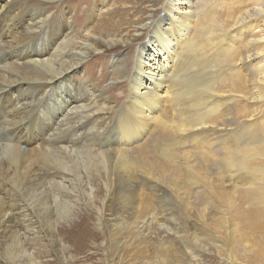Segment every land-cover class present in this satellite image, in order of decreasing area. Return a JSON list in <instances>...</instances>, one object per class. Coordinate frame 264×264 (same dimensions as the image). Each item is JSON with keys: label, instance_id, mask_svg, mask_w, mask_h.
<instances>
[{"label": "bare ground", "instance_id": "obj_1", "mask_svg": "<svg viewBox=\"0 0 264 264\" xmlns=\"http://www.w3.org/2000/svg\"><path fill=\"white\" fill-rule=\"evenodd\" d=\"M49 1L63 3L0 0V264H42L26 240L39 241L62 262L58 227L80 207L94 212L98 229L127 233L107 238L118 259L137 243L154 247L158 264L201 262L210 249L201 237L220 229L227 216L247 252L230 264H264V194L250 191V180L220 182L225 171L211 172L219 179L214 183L202 180L220 159L235 172L252 173L254 157L264 156V134L253 132L259 131L255 123L264 129V0H165L157 20L151 13L136 22L132 32L153 29L131 55L116 47L133 43L132 32L104 38L90 19L93 31L61 52L57 40L76 35V17L69 13L72 28H66L64 18L49 13ZM101 4H91L99 23L101 8H114L108 0ZM216 7L226 9L224 21L211 16ZM107 50L115 52L101 69L104 77L109 66L108 89L127 81L121 107L86 73V58ZM70 78L85 85L65 87ZM99 104L98 119L91 121V108ZM39 105L44 110L36 114ZM107 122L117 132L113 143L107 142ZM95 181L104 186L100 199ZM125 181L128 211L120 197ZM199 195L216 205L212 214L199 210ZM165 200L194 220L184 242L157 239L150 226L165 225Z\"/></svg>", "mask_w": 264, "mask_h": 264}, {"label": "rangeland", "instance_id": "obj_2", "mask_svg": "<svg viewBox=\"0 0 264 264\" xmlns=\"http://www.w3.org/2000/svg\"><path fill=\"white\" fill-rule=\"evenodd\" d=\"M102 1L103 0H63V3L60 4L56 3V1H49L48 5L51 8L49 13L53 15L54 14L58 15L59 18H64L63 21L66 28H70V27L72 28V26H70L69 24L70 16L75 15L76 17L75 25H73L76 27V35H74L73 37H67L65 39L58 38L57 40L58 42H61L63 48L61 52H63L65 47L72 46V44L75 43L77 38L87 36L89 33L93 31V29L88 26L89 19L93 24L97 23L94 25V27L96 26L95 29L97 31H103V34L105 35L104 38L115 37L116 39V38H122L127 34V32H132L134 29L136 30L140 25L139 23L136 24V22L139 20H144L146 15L153 13L154 16H156L154 17V19L156 18L157 20L158 18L157 16L164 14L163 5L165 4V0H108L109 4L113 5L112 7L114 8L110 9L111 12L110 10L109 11L103 10L105 9L106 6L101 8V11L102 12L105 11L104 12L105 14H104V19L102 20L101 23H99L97 20H93L92 18L94 15L92 6L94 3L97 2L101 4ZM235 1H241V0H235ZM220 9H222L223 13L221 12ZM225 10L226 9L224 7L222 8L216 7L215 17L214 15L211 16H213V19L216 22L224 21L225 15L227 14ZM69 13H71V15H69ZM44 16H46L45 13ZM218 19L221 21H219ZM235 21L232 20L230 23L231 24L235 23ZM201 23H203V26L205 27L204 21H202ZM151 24H153V22H151ZM211 24L212 22L209 23V25ZM53 26H55V24H53ZM150 26L140 34L139 32H132V35H135L136 37L135 41H133V43L130 44L131 46L130 45L124 46V44L118 45V47H116V50H119L117 51V53L124 51L127 48V50L129 49L128 51H131L129 53V55H131L134 52V49L136 48V44L140 43L142 40L143 41L146 40L147 38H149V36L152 35L150 31L153 29V27L152 25ZM114 53L115 52L107 50L105 53H102L103 55L102 54L90 55L88 58H86V63H85V65L87 66L86 73L87 76H89V78H91V80H93L95 83H99L101 87L107 88V90L109 91L107 93V97L112 99L117 98L118 106L121 107L125 101V95L128 92L127 81L117 80L118 78L114 77L113 80L116 79L117 84L110 86L112 88L108 89V82L110 83V77L108 76L110 74L109 66H106L105 69L106 74L104 77H102L104 71L102 73L101 70L104 69L106 62L113 58ZM187 53L188 52L183 54V56L186 55ZM211 60H212V56H209L206 64L208 65L211 62ZM127 64L128 61L127 63L124 64L125 68H123V70L125 71H128L129 69ZM197 67L200 66L198 65ZM219 71L220 72L225 71L224 65H221L219 67ZM72 81L75 84H77V82L80 83L82 82L78 80H72V78H70V82H67L65 87H68L69 84H72L73 83ZM81 84L82 86L85 85L83 83ZM177 88L179 87L177 86ZM121 91L123 92L120 93ZM100 106H102V104L92 106L91 108L92 115L90 114L92 116L91 121L98 119L97 117L99 115L98 108ZM118 109L119 108L117 109L115 108L113 110L111 116V120H113L112 122H114V119L118 114ZM40 110L43 112L44 110L43 105H39L36 108L35 113L36 114H38L39 112L42 113ZM220 113H221L220 115L223 116L224 118L225 113L222 112ZM60 121L63 122L66 120H60ZM108 123L109 122H107L106 126L107 127L109 126L108 128L110 129V131L108 129L109 132L107 131L106 133V136H108L107 142L113 143L117 138L114 137L117 136L116 135L117 132L114 133L115 130ZM34 124L38 125L37 122H35ZM256 127L257 129L259 127L258 129L259 131L255 130L253 132H257L256 134H260V135L264 134V129H261L260 126H258L255 123L254 128ZM251 138H253V136L249 134L247 139L250 140ZM255 141H257L256 138ZM3 142L4 141L0 139V144H1L0 147L2 151H3V145L5 143ZM100 147L101 149H99V151H103V149H105L104 145ZM254 147L259 148L260 145L256 144ZM250 156L253 155L251 154ZM263 157H264L263 155H256L254 157V160L252 161L253 162L252 168H256L257 171H254L252 173L251 171L241 172V173L235 172L229 168L227 161L225 159H220L211 164L210 169L202 177V180H208L210 177H212L214 183L219 179H217L215 176H211V172L225 171L227 172V175L220 177V182H224V183L232 182L234 184L237 180H240L239 182H246L250 180L254 184L249 187L250 191H255L264 194V158ZM143 183L144 182H141L139 184H143ZM98 184L100 185V192L98 193V199H100L104 194V186L100 182L95 181V185ZM146 185L147 186L145 188L150 189V187L153 186V183L151 184L147 183ZM127 189L129 192L131 191L130 186L126 185V181H125V187L122 189V192L120 194L122 201V209L124 211H128L129 206L127 205V202L131 196V194L127 191ZM197 192L201 193L200 190H198ZM205 197L206 196L199 195V198L197 200L201 201L199 205V210L203 211L205 216H208L213 213V210H215L216 205L202 203V201L205 200ZM180 198L181 196H179V199ZM170 201L173 203L172 199H170ZM162 207L166 211L165 213L166 222L165 225H163L165 229L162 227L161 224L158 223L153 224L150 223V221L147 222L150 223V226L152 227L155 236L157 237V239H166L168 237H174L178 239V242L180 243L184 242V240L187 237H189L190 234L189 228L194 224L193 218L192 217L184 218L179 213V211L176 208H174L171 205V203L167 200L162 202ZM221 210L224 211L222 208ZM123 216H126V214H124ZM221 220L223 221V223L220 229H211L210 231H205L203 236L201 237L204 241L210 244L209 254H206L204 260L201 262L199 261L200 259H197V257L192 258L190 261L191 264H230V258H234L237 262H240L242 257L247 253L243 249L244 243L240 240L239 233L231 230L232 223L227 219V216L223 217V219ZM141 226L142 225L140 224L139 227ZM185 232L187 236L183 235ZM111 234L116 235L117 237H128L126 232H121V233L119 231L112 232V229L110 228L98 229L97 226L95 225L94 212L88 208L80 207L79 209H74V213L70 221L62 222L61 225L58 227V239L60 240L63 247L62 250L59 251L58 257L59 259L63 260L62 262H60V260H56L54 258V255H52L49 252V249L47 248L42 249V247H46V246L42 244H37L39 241L32 242L31 240H26V242L28 244L29 251L35 252L36 256L38 257L37 260L41 261L42 264H107L108 262H111L112 264H158L156 259L157 251L154 249V247L152 246L144 247V245L139 246L137 243L131 245L130 249L128 250L126 249L124 255L120 259L114 257V251L109 247L107 240V238ZM131 237L133 238V240H135L136 238L134 234H131ZM260 243L261 245H264V242H262V240L260 241Z\"/></svg>", "mask_w": 264, "mask_h": 264}]
</instances>
